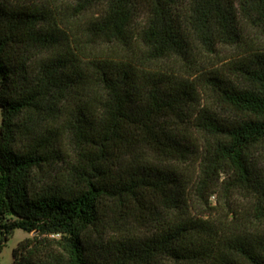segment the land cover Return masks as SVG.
<instances>
[{"label": "trees", "instance_id": "obj_1", "mask_svg": "<svg viewBox=\"0 0 264 264\" xmlns=\"http://www.w3.org/2000/svg\"><path fill=\"white\" fill-rule=\"evenodd\" d=\"M0 108L14 264H264V0H0Z\"/></svg>", "mask_w": 264, "mask_h": 264}, {"label": "rangeland", "instance_id": "obj_2", "mask_svg": "<svg viewBox=\"0 0 264 264\" xmlns=\"http://www.w3.org/2000/svg\"><path fill=\"white\" fill-rule=\"evenodd\" d=\"M230 51H225L224 55H229ZM2 124V112L0 108V126ZM217 194L211 196L210 200L216 204L217 200L223 198L222 188H220ZM34 233L18 228L14 231L13 235L6 241L4 245L0 247V264H14L13 250L18 246L19 242L27 237L33 236Z\"/></svg>", "mask_w": 264, "mask_h": 264}]
</instances>
